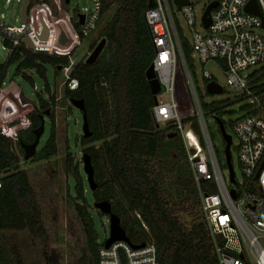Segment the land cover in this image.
<instances>
[{
    "label": "trees",
    "instance_id": "obj_1",
    "mask_svg": "<svg viewBox=\"0 0 264 264\" xmlns=\"http://www.w3.org/2000/svg\"><path fill=\"white\" fill-rule=\"evenodd\" d=\"M47 1L52 3L51 0ZM102 1V15L114 5L116 9L99 37L91 43L90 51L102 38H106V45L94 63L86 62L87 55L75 63L72 76L78 78L79 86L71 90L65 85L64 91L67 98L83 99L85 103L92 134L89 137L81 135V144L102 140L100 146L89 145L83 149V152L91 155L95 168L98 182L95 190L91 189L89 183L86 184L80 172V164L75 162L73 165L74 157L70 152L67 156V171L74 179L75 190L70 195L77 197L79 213L86 221L88 253L80 259V264H99V250L104 245V241L99 239L93 213L81 204L89 203V194L95 201H111L113 211L121 217L122 225L132 242L141 243L147 239L154 241L158 264H219L203 220L187 228L176 218L172 208L161 196L158 181L150 176L147 167L148 159L155 156L161 147L163 137H166L169 146H179L186 154L173 135L174 126L170 124L160 128L152 115L155 98L146 78V70L155 55L145 18V12L150 7L149 0ZM64 5L68 7L67 3ZM178 31L188 67L196 78L191 43L182 28H178ZM4 43L10 44L8 40ZM15 62H19L17 74L34 84L27 72L35 71L44 79L45 88L50 93L47 65H52L58 72V67L68 63L69 57L22 45L15 48L5 62L0 63V105L7 100L6 94H9L8 109L0 110V171L5 172L0 187V232L28 229L32 234L44 237L45 230L41 226L36 194L27 171L21 169L20 164L25 161L22 142L34 141V129L41 124L40 115L49 108V136L32 159H49L57 154L56 96L51 94L45 98L39 93L36 105L21 104L17 96L19 86H16L15 93L12 92L13 86L3 87L8 68ZM217 104L212 101L204 103L203 107L214 110ZM24 108L26 112L23 116L4 124L7 118ZM215 114L223 116L220 112ZM183 121L192 122L194 130L200 134L201 129L195 118ZM225 125L228 127L226 122ZM215 151L219 159L220 153L216 148ZM101 161L106 166V176L100 166ZM184 172L188 174V171ZM185 182L191 186L199 200L194 179ZM117 195L121 200L113 202L112 199ZM47 264L60 263L52 257Z\"/></svg>",
    "mask_w": 264,
    "mask_h": 264
},
{
    "label": "built area",
    "instance_id": "obj_2",
    "mask_svg": "<svg viewBox=\"0 0 264 264\" xmlns=\"http://www.w3.org/2000/svg\"><path fill=\"white\" fill-rule=\"evenodd\" d=\"M51 1L32 0L27 20L22 21L21 15L18 24L6 21L5 13H0V36L3 43L10 42L9 45L4 43L10 53L25 45L50 54L67 55L69 62L61 65L60 71L64 85L75 90L79 80L72 76L77 62L73 57L74 49L97 27L103 1L92 0V5L84 12L75 9L73 15L64 5L66 0ZM213 1L217 4L211 9L209 25L205 26L203 16ZM250 1L187 0L179 7L175 0H154L145 12L155 49L152 65L162 85L152 115L159 125H173L189 146L188 159L199 193L203 222L219 264H264V33L259 31L264 30V0H256L262 15L246 9ZM81 15H84L82 22ZM181 17L189 29V37L185 36L191 43L192 57L202 65L216 61L225 73L232 96L245 101L242 115L234 119L221 117L232 131V148L237 153L242 174L239 179L234 169L235 183L230 181L227 166L221 167L215 151L203 107L204 103L211 102H202L196 90V78L188 67L179 36ZM26 38L33 46L24 42ZM180 63L191 87L200 134L194 130L192 122L183 121L174 100ZM202 77L205 88L208 81L215 80L205 67ZM20 90L18 87L17 96L22 104ZM4 174L0 171V187ZM144 242L145 245L138 248L124 240L109 247L103 245L99 250V264H158L154 241Z\"/></svg>",
    "mask_w": 264,
    "mask_h": 264
},
{
    "label": "rangeland",
    "instance_id": "obj_3",
    "mask_svg": "<svg viewBox=\"0 0 264 264\" xmlns=\"http://www.w3.org/2000/svg\"><path fill=\"white\" fill-rule=\"evenodd\" d=\"M0 0V13L4 12V19L10 23H20L21 6L23 0ZM92 5V0H71L68 6L70 15L74 14L75 9L84 12L86 7ZM202 4H199L201 7ZM116 6H112L100 18L97 27L90 35L83 38L81 44L74 49L73 57L76 61L91 53V43L99 37L101 30L109 22ZM177 13H179L177 11ZM182 29L186 36L189 37V29L183 17L180 18ZM261 33L264 30L259 29ZM100 41V40H99ZM98 41V42H99ZM10 51L4 45L0 36V63H3L9 57ZM195 64V87L199 98L202 102H218L213 109H205V119L207 121L209 131L215 148L220 153L219 159L221 167L224 168L225 142L220 131L219 125L214 116L216 112L222 113L225 119H234L244 112L242 106L245 104L243 100H236L232 96L229 86L226 82L225 73L217 65L216 61H208L202 65L196 58ZM19 62L12 63L8 68L7 77L3 87L12 84V92H16V86L24 89L27 96L38 101L37 94L41 93L45 98H49L51 94L56 96L55 115H56V133L58 139V152L49 159L33 160L32 158L23 161L20 164L21 169H25L28 173L31 185L37 198V204L41 216V226L45 230V236L39 237L32 234L28 229L4 230L0 232V264H47L49 259L54 257L59 260L60 264H80V259L88 253L87 250V232L86 221L79 213L78 199L74 194V179L67 171V156L69 152L74 157L75 162L80 164V172L86 182L87 174L83 168V149L89 145L100 146L102 140L82 145L80 136L83 135V112L74 106L70 99L64 95L65 85L63 83L64 75L59 70L56 72L52 65H47V77L51 86V92H47L45 81L35 71L28 70V74L34 80V84L25 79L21 74H17ZM203 67L213 73L214 79L224 88L221 94L208 93L202 77ZM18 93V90H17ZM9 94H6L4 101L0 105V110H7ZM174 100L178 112L182 119L196 118L197 109L193 100L190 84L183 71L180 63L175 82ZM11 103V102H10ZM5 105V106H4ZM31 108V107H27ZM26 112L25 108L20 109L16 115L6 119L4 124L11 120H15ZM160 125V128H166ZM51 122L46 116L45 131L38 145V151L42 148L49 136ZM178 144L184 148L186 154L177 146H169L166 137L160 141L161 147L156 155L148 159V169L150 176L158 181L161 196L169 207L172 208L174 216L185 224L187 228H191L194 223L203 220L202 212L198 196H196L191 186H187L186 182L193 179L192 170L188 159L189 146L185 139L175 129ZM227 131H232L227 127ZM235 140V139H234ZM232 160L236 176L241 178V170L238 162L236 151L232 148ZM74 166L72 171L74 170ZM100 166L106 176V166L102 161ZM225 169V168H224ZM183 171H188L184 172ZM224 172H226L224 170ZM228 179L227 173L225 174ZM97 180V177H96ZM88 193V192H87ZM118 194V193H117ZM89 203L81 204L87 206L93 213L96 229L99 234L100 241H104L110 233V222L107 214L101 215V212L95 205V200L90 194ZM121 200L119 195L112 199L113 202ZM125 204V202H123ZM134 213V212H133ZM132 213H130V218ZM147 231L149 229H146ZM149 232V231H148Z\"/></svg>",
    "mask_w": 264,
    "mask_h": 264
},
{
    "label": "water",
    "instance_id": "obj_4",
    "mask_svg": "<svg viewBox=\"0 0 264 264\" xmlns=\"http://www.w3.org/2000/svg\"><path fill=\"white\" fill-rule=\"evenodd\" d=\"M32 0H23L22 6H21V15H22V21L27 20V15H28V8L31 4ZM39 1H44V0H39ZM70 0H66L68 3ZM175 2L180 5L183 2H187V0H175ZM154 3V0H149V4L152 5ZM217 1H213L212 3L209 4V6L206 9V12L203 16L204 24L205 26H208L210 23V12L212 7L216 6ZM247 10L257 13L259 15H262L261 10L257 4L256 0H251L249 4L246 7ZM81 22L84 19V15H81ZM264 24V23H263ZM47 28L45 27L44 29V35L45 37L47 36ZM25 43L29 44L30 46H33L32 42L30 39L26 38L24 40ZM106 38H102L94 47V49L91 51L89 56L86 59L87 63H94L98 57L100 56L101 52L103 51L105 45H106ZM58 69H61V66L58 67ZM146 78L149 81V85L151 88V91L154 95L155 102H157V94L162 90V85L158 78L156 77L153 65L151 64L149 68L146 70ZM206 90L208 93L211 94H221L224 92V88L216 81V80H211L206 83ZM20 100L22 104H32L36 105L37 101L30 98L29 96L26 95L25 91L23 88H21L20 93ZM71 103L78 107L79 109L82 110L83 112V136L84 137H89L92 134V130L90 129L89 121L87 119V114H86V107L83 99H75L72 98L70 99ZM51 112V109H47L45 112L41 113V124L37 128L34 129V134H35V139L34 141L30 143L22 142V146L25 151V159H30L34 157L37 153L38 145L40 143L41 137L45 131V122H46V116H49ZM216 122L219 125L220 131L222 133L224 142H225V147H224V154H225V163L227 168L229 169L230 172V181L235 183V172H234V164L232 160V135L227 131L224 121L222 118L218 115L214 116ZM159 126V124H158ZM176 135V132L173 134ZM83 168L84 171L87 174V180L88 183L91 187L92 190H95L98 186V182L96 181L95 178V168L92 163V158L91 155L88 152H83ZM232 195L235 197L236 193L233 190ZM94 205L104 214H107L109 216V222H110V233L104 240V245L105 247H109L112 243L119 241V240H124L128 243L131 244L133 248H138L142 247L145 245V242H141L140 244H136L131 241L130 237L127 235L126 229L122 225L121 217L113 211L112 209V203L108 199H102L95 201Z\"/></svg>",
    "mask_w": 264,
    "mask_h": 264
},
{
    "label": "flooded vegetation",
    "instance_id": "obj_5",
    "mask_svg": "<svg viewBox=\"0 0 264 264\" xmlns=\"http://www.w3.org/2000/svg\"><path fill=\"white\" fill-rule=\"evenodd\" d=\"M26 160V159H25Z\"/></svg>",
    "mask_w": 264,
    "mask_h": 264
}]
</instances>
